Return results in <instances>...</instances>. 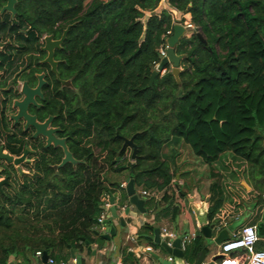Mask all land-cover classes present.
I'll use <instances>...</instances> for the list:
<instances>
[{
  "label": "trees",
  "instance_id": "obj_1",
  "mask_svg": "<svg viewBox=\"0 0 264 264\" xmlns=\"http://www.w3.org/2000/svg\"><path fill=\"white\" fill-rule=\"evenodd\" d=\"M16 11L27 32L16 27L11 40L26 50L33 38L38 43L44 35L59 37L76 24L60 68L75 90H49L45 115H57L55 124L82 164L55 170L62 153L44 149L42 142L34 145V163L22 167L27 174L0 163V179L9 178L0 190V264L37 252L49 257L54 247H102L104 239L93 235L101 200L113 193L103 182L104 170L127 171L135 186L167 191L176 172L164 150L173 141L223 177V194L208 211L210 223L218 226L242 201L256 202L249 225L264 238V0H20ZM185 16L198 34L183 37L175 48L183 58L180 82L169 66L150 86L164 37ZM7 26L1 25L0 36H8ZM0 59L1 70L6 58L0 53ZM6 65L11 70L13 63ZM0 126L1 147L21 156L30 145L27 135L13 129L7 116ZM126 140L137 147L134 158ZM242 181L255 183L254 189L246 193ZM164 200L171 205L174 196ZM203 251V238H197L184 259L195 263ZM123 257L131 258L126 250Z\"/></svg>",
  "mask_w": 264,
  "mask_h": 264
},
{
  "label": "crops",
  "instance_id": "obj_2",
  "mask_svg": "<svg viewBox=\"0 0 264 264\" xmlns=\"http://www.w3.org/2000/svg\"><path fill=\"white\" fill-rule=\"evenodd\" d=\"M181 70V69H180ZM168 149V151L166 150ZM165 155L174 164L176 176L167 191H156L154 195L146 198L147 214H141L133 206L130 212L137 216H125L124 206L128 204L129 198L126 194L128 181V172H116L114 169L106 168L103 172V182L111 188L112 195H105L102 202V213L98 219L106 212L103 208L108 207V214L111 215L112 224L99 225L96 228V234L93 237H102L107 234L109 228L114 227L116 235L110 241L104 239V244L99 247L98 244L85 246L83 251L72 250L71 247H54L48 259H54L61 262H71L80 259V264H159L153 257L159 256L160 259H169L170 256L159 246L153 242L155 231L159 229H167L177 235V237L188 236L190 238L195 234V239L189 241L186 248L190 246L197 238H203L205 251L195 263L185 260L186 264H221V245L238 236L241 230L248 226L254 219L256 213V202L248 203L242 201V206L237 209L224 220L220 221L218 226L210 223L211 237L207 238L199 227L192 208H203L209 211V208L223 194V177L215 169V167L206 164L202 159L196 157L193 151L184 144H178L173 141L168 148L164 150ZM175 159H171L175 154ZM174 160V161H173ZM125 184V186H123ZM115 185V187H113ZM119 185V187H116ZM135 185V184H134ZM246 193H250L253 187L245 181L241 182ZM249 189H247V187ZM136 193L142 196L143 188L135 186ZM152 192L153 191H148ZM174 196L171 203L164 200V197ZM111 198L114 200V208L119 216L113 219L110 212ZM148 200H151L148 202ZM148 202V203H147ZM231 202L228 201L225 208L228 210ZM179 211V215L174 218V210ZM222 212V211H221ZM123 218L125 226H122ZM153 228L152 231L146 228ZM131 239H134L132 241ZM81 245L82 242H80ZM152 248V253H147L146 248ZM264 249V248H263ZM126 250L130 259H124L123 251ZM186 250V249H185ZM44 255V254H43ZM190 262V263H189ZM8 264H49L45 263L42 257L36 254L26 257H11ZM174 264V263H173Z\"/></svg>",
  "mask_w": 264,
  "mask_h": 264
},
{
  "label": "water",
  "instance_id": "obj_3",
  "mask_svg": "<svg viewBox=\"0 0 264 264\" xmlns=\"http://www.w3.org/2000/svg\"><path fill=\"white\" fill-rule=\"evenodd\" d=\"M7 5L2 9V13L4 12H10L13 15L16 14L15 5L17 4L18 0H6ZM76 26V24L70 25L67 27V29L64 31L62 38L59 41H54L52 36L45 37V47L43 48V51L48 52L49 56L47 59V62L50 63L53 67V71L57 73V63L54 61V50L56 48H60V45L66 40V37L72 27ZM186 36V29L179 24H176L174 26L173 35L167 39V57L163 58L161 60V63L159 64L158 68L153 71L152 76L150 78V86L153 85L155 79L159 76H163L166 71L167 67H173L172 74L177 81V83L180 82V65L182 63L183 58L179 57L176 52L175 48L179 44L180 40ZM198 37L201 39V36L198 35ZM203 41V40H202ZM42 83L40 85L32 90L29 88L27 83L23 84L22 88V95L24 96L23 101H17L14 105V108L17 109V115L13 117V120L18 122L20 119H22L25 122V130H27L29 127H33L36 134L34 135L35 138L42 136L46 140L45 148H49L53 146L54 148H60L63 152V159L61 163L54 167L55 170L61 169L64 166L71 164L73 167H76L77 165L82 164L81 161H78L74 158L73 154L70 152L68 146H67V140L61 139L57 137V133L60 132L59 129L50 128V125L52 123L53 118L48 119L44 123H40L37 121V118L35 116H32L29 114V106L30 104H34L35 106H38L37 103L34 101L35 95H41L40 88ZM127 145L131 146L133 148V158L136 156V150L137 147L133 143V140H126L124 143V147ZM28 151L24 153V155L20 158H15L11 156L10 154L4 153V150L0 149V161H5L9 164H13L17 167V171L22 176L23 174H26L22 168L21 165L26 160V157L28 156ZM31 163V162H28ZM1 172V171H0ZM8 183V179H4L0 182V190L3 185ZM247 189H249L248 186H246ZM126 194L129 198L128 204L124 206V212L125 216H129V214L132 217L137 216L134 213H131L130 208L131 206L135 207L137 211L141 214H147L146 209V199L140 197L136 191H135V185L133 180H129L127 187H126ZM111 209L110 212L112 214L113 219H118L119 216L116 212V209L114 208V200L111 198ZM103 210L106 212L107 209L103 208ZM193 213L195 214L196 220L198 222L199 227L202 229V233L207 237H211V228H210V221H209V213L208 211L204 210L203 208H192ZM108 221L105 222L107 224ZM122 226H125V222L123 218L121 219ZM116 232L115 228H109L107 230V234L103 236V239L110 241L112 237H115ZM155 245L161 247L170 257L174 258V264H186L184 260V252L182 250L181 242L182 239L180 237H177L175 240H170L169 242H163L160 237V230L157 229L155 231L154 237L152 238ZM170 243V245L168 244ZM155 260L159 262V264H173L170 263L167 259H160L159 256L154 255L153 256ZM43 261L47 263L48 256L47 254L43 255ZM78 263H80V259H78Z\"/></svg>",
  "mask_w": 264,
  "mask_h": 264
},
{
  "label": "flooded vegetation",
  "instance_id": "obj_4",
  "mask_svg": "<svg viewBox=\"0 0 264 264\" xmlns=\"http://www.w3.org/2000/svg\"><path fill=\"white\" fill-rule=\"evenodd\" d=\"M19 1L20 0H18L17 4L15 5V10H17ZM6 5H7L6 0H0V27L1 25L7 22V25H8L7 33L8 34L6 35H8L10 38H11L10 33H12L13 32L12 30L15 29L16 27L21 26V28L19 29V34L26 33L27 31L22 25V22L20 19L21 16L18 14L17 11L15 15H13L10 12L2 13V9ZM67 27L62 30L61 35L59 37H55L54 35H44L41 38V40L38 41V43L33 38L31 40V46L28 50H26L25 44L19 45L14 50L12 48H7L10 53L11 51H14V55L10 54L9 56H7V58L10 60V63L12 62L14 65L16 64V66L18 67V70L16 71V75L14 76V79L11 81L10 84L6 83V80H7L6 77L4 78L3 81H1L4 83V85L1 88L2 89V97H1L2 99H1L0 104L2 106V110H1L0 118L3 116L9 117V120H11L12 122L13 129L19 130L22 128L23 133L27 135V139L30 141L29 148L24 151V153L26 151H28L29 153H28V156L26 157V160L21 165V168L24 165H32L34 163V159L31 158L33 157V154L35 152L34 145L36 146L40 142L43 143L44 149L53 148L55 150L61 151L62 155L60 158V162L58 164L61 163L64 157L62 149L60 148H54L53 146L49 148H45V145H46L45 138H43L42 136L35 138L34 135L36 134V132L33 129V127H29L27 130H25V122L22 119H20L18 122L13 120V117L17 115V109L14 108L15 103L17 101L24 100V96L22 95V88H23L24 83H27L29 88L32 90L36 89L40 85V83H42L41 88H40V92L42 96L40 95L34 96V101L37 103L38 106H35L34 104H30L28 112L30 115L35 116L37 118V121L40 123H44L48 119L53 118L50 128L59 129L60 132L56 134L57 137L61 139H66L67 146H68V138L64 137L63 128L60 125L58 126L55 124L57 115H50V114L45 115V113L47 112L45 109V102L47 100L49 90H54L56 94L59 91L63 95L66 94V91L68 89H71L73 91L75 90L72 85L73 84L72 80L65 79V76H63L61 69H60L61 65L65 63V60H63L62 58L63 53H64L65 41L60 45V48H56L54 50V61L57 63V69H56L57 73L53 71L52 65L47 62L49 53L43 51V48L46 45L45 37L52 36L54 41H59L62 38V35L64 31L67 29ZM6 37L0 36V41L5 39ZM5 55L7 54L5 53ZM6 74H7V71H6ZM17 86H19V88L16 89ZM43 115H45L44 119H42ZM1 144L2 146L5 145L3 143ZM1 148L2 147H0V149ZM6 152L7 151H5L4 153ZM24 153L19 157H15V156L13 157L20 158L24 155ZM28 162H31V163H28ZM0 163L10 165L11 167L15 168V170L17 171V167L13 164H9L5 161H0ZM3 170L4 169L2 168L0 169L1 172H3ZM23 171L27 174L25 170ZM4 179L9 180L8 177H5V178L0 179V182L3 181Z\"/></svg>",
  "mask_w": 264,
  "mask_h": 264
},
{
  "label": "built area",
  "instance_id": "obj_5",
  "mask_svg": "<svg viewBox=\"0 0 264 264\" xmlns=\"http://www.w3.org/2000/svg\"><path fill=\"white\" fill-rule=\"evenodd\" d=\"M176 24L182 25L185 29L187 34H197L198 33V28L191 23L189 18L185 16V21L184 22H177ZM172 35V31L167 32L166 36L164 37L165 39V44L162 45L159 49V54H160V61L163 58L167 57V39L170 38ZM160 64V63H159ZM159 64L155 66V70L158 68ZM2 144L0 145V147ZM5 152V151H4ZM125 186V184H123ZM156 191L148 192V191H143L142 192V198H148L152 195H154ZM108 207L109 205H106V213L102 215L98 219V224L103 225L106 221H108L111 218V215L108 214ZM160 237L163 242H169L170 240H175L177 238V235L169 232L167 229H162L160 231ZM195 234L193 235L192 238L188 236H183L181 237L182 242V250L185 251L186 245L191 241L192 239H195ZM134 241V239H131ZM170 245V243H168ZM261 244L264 247V238H260L257 232V227L248 225L245 226L240 234L226 242H224L221 245V264H264V249L263 250H258L257 246ZM147 253H152L153 249L148 247L145 250ZM37 257H42L43 254L41 252L36 253ZM170 263H174V258L170 257L168 259ZM49 264H80L78 263V259L74 258L71 262H59L56 263L54 262L53 259H48ZM121 264V263H119Z\"/></svg>",
  "mask_w": 264,
  "mask_h": 264
},
{
  "label": "rangeland",
  "instance_id": "obj_6",
  "mask_svg": "<svg viewBox=\"0 0 264 264\" xmlns=\"http://www.w3.org/2000/svg\"><path fill=\"white\" fill-rule=\"evenodd\" d=\"M163 6H164V8H167V5H166V3H164L163 4ZM188 18H189V16H188ZM9 20V19H8ZM8 34V33H7ZM192 36V34H187V36L186 37H191ZM13 37H14V35H13ZM14 38H16V37H14ZM16 40V39H15ZM19 46V43H17V42H15V41H13V40H11V38L9 37V36H7L5 39H3L2 41H0V53H1V55L2 56H4L5 58H6V63H10V60L7 58V56H9L10 54L11 55H14V51H11V53L8 51V49L7 48H12L13 50L14 49H16L17 47ZM5 53L7 54V55H5ZM0 61L2 62V60L0 59ZM20 67V66H19ZM170 69H171V71L173 70V67L171 66L170 67ZM181 69V68H180ZM18 70V67L16 66V64L14 65L13 64V66H12V68H11V70H10V68H8V65H4V68L3 69H1L0 70V81H3L4 80V78L6 77V83L7 84H10L11 83V81L14 79V76L16 75V71ZM6 71H7V74H6ZM17 88H19V86H17L16 87V89ZM2 97V89L0 88V102H1V98ZM1 110H2V106H1V104H0V114H1ZM0 131L2 132V133H4L3 132V128L0 126ZM1 143H3V144H5V139H3L2 140V142ZM167 151H168V149H166ZM6 153H8V152H6ZM95 153L97 154V155H99V151L96 149L95 150ZM254 186H255V183H251V187H253V189H254ZM264 206V205H263ZM263 216H264V214H263ZM262 221H264V217H262ZM259 250V249H258Z\"/></svg>",
  "mask_w": 264,
  "mask_h": 264
},
{
  "label": "clouds",
  "instance_id": "obj_7",
  "mask_svg": "<svg viewBox=\"0 0 264 264\" xmlns=\"http://www.w3.org/2000/svg\"><path fill=\"white\" fill-rule=\"evenodd\" d=\"M175 25H176V24H175ZM197 34H198V33H197ZM186 36H187V32H186ZM186 36H185V37H186ZM160 63H161V62H160Z\"/></svg>",
  "mask_w": 264,
  "mask_h": 264
}]
</instances>
